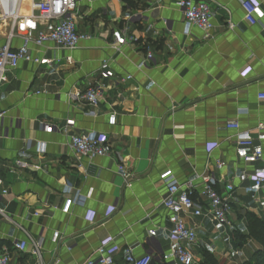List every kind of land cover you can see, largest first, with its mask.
Returning a JSON list of instances; mask_svg holds the SVG:
<instances>
[{
  "label": "crops",
  "instance_id": "obj_1",
  "mask_svg": "<svg viewBox=\"0 0 264 264\" xmlns=\"http://www.w3.org/2000/svg\"><path fill=\"white\" fill-rule=\"evenodd\" d=\"M177 1L78 0V28L91 38L71 51L48 43L34 52L55 59L52 64L22 62L9 74L0 87V175L9 195L0 196V207L14 223L0 218V246L9 247L13 238H43V261L58 264H83L103 243L119 247L114 264H130L129 246L137 257H157L172 243L162 178L171 171L180 183L195 179L193 200L203 214L184 218L198 234L189 247L196 264L205 263L207 255L219 264H241L258 248L247 237V216L262 218L264 191L238 175L259 168L243 155L264 152L259 128L264 123V0L254 11L255 23L246 17L248 0H201L213 10L208 37L186 20ZM30 10L23 5V14ZM12 26L10 18H0V46L19 47L30 30L23 20ZM117 30L127 37L119 49ZM148 51L156 65L147 61ZM104 60L107 69L101 68ZM127 75L132 78L120 81ZM91 86L103 92L96 107L70 97ZM43 88L47 93L37 95ZM66 119L75 120L72 132L106 140L115 153L79 156L68 135L50 129L49 124ZM231 121L240 127L229 128ZM241 132L254 138L252 146L237 145ZM208 173L215 175L219 192L229 181L234 184L233 230L216 223L206 209L197 177ZM66 183L81 188L78 204H68ZM56 230L60 238L54 242ZM30 249H10L12 259L34 262Z\"/></svg>",
  "mask_w": 264,
  "mask_h": 264
},
{
  "label": "built area",
  "instance_id": "obj_2",
  "mask_svg": "<svg viewBox=\"0 0 264 264\" xmlns=\"http://www.w3.org/2000/svg\"><path fill=\"white\" fill-rule=\"evenodd\" d=\"M250 10L247 13V19L255 23L254 11L260 6L259 0H248ZM28 4L30 7L29 14H23V5ZM176 5L182 10L186 20L205 32V36H210V31L213 29V10L208 2L201 0H178ZM77 9L78 0H0V18H10L12 20V28L16 23L25 21L28 29H30L23 38L22 44L17 48H12L9 43L0 46V87L7 82L9 74L15 71L22 62H32L36 65L43 63L52 64L55 59H44L34 50L44 47L51 43L56 49H64L67 51L74 50L78 47L82 40L91 38L88 31H80L77 24ZM38 22L47 25L42 29L38 28ZM232 27L233 24L229 23ZM14 33V32H13ZM113 37L116 42V49L123 46L127 37L124 32L117 30L113 32ZM119 47V48H118ZM68 61L72 59L67 56ZM146 59L148 62L156 65L158 60L152 52H147ZM109 60H104L101 68L109 67ZM131 75H127L120 81L131 79ZM45 88L36 91L37 95L45 94ZM103 96L102 90L97 86L89 87L81 96L71 94L72 99L83 100L88 105L96 107ZM95 112H91L94 114ZM2 113H0V135H1ZM116 122V113L109 116V124L114 125ZM75 125L74 119H66L62 125L49 124L52 131L63 133L69 136L70 146L75 152L82 157L89 159L103 156H111L115 153L113 145L106 140L92 138L85 133H74L72 128ZM229 128H239L240 124L237 121H231L227 124ZM259 128L264 129V123L259 125ZM237 145L252 146L254 138L245 132L237 134ZM37 153H41V142H37ZM243 160L247 163H258L259 168L254 172H242L238 175V179L242 182L249 181L257 190L264 191V152L262 149L254 150L243 155ZM18 164L27 167V163L19 161ZM217 167L223 165L222 162H217ZM119 169L124 172V166L120 165ZM127 176V175H126ZM166 183L167 195L163 201L165 209L168 210V220L170 227L168 229L172 237L170 247L160 253L157 257L153 255H144L142 257L135 256L133 248L130 246L125 249L126 260L130 264H150L151 261H156L160 264H196V258L191 249V245L197 242L198 234L193 226H190L185 221V215H202V208L193 200V193L196 187L195 179L180 183L171 171H167L162 175ZM197 178L201 180L200 192L204 197L206 209L211 217L219 225L225 226L233 230L235 228L232 219L233 215V198L232 193L235 189L232 181H229L223 192L215 189L216 178L214 174L208 173L199 175ZM196 178V179H197ZM0 175V196L7 197L9 189L4 186ZM64 192L71 197L68 199V204H78L81 197V188L66 183ZM37 214V213H36ZM184 215V216H183ZM0 218L7 223H14L13 218L5 209L0 207ZM1 233V229H0ZM60 238V232L52 233V241L57 242ZM11 245L0 246V264H58V260L53 263H45L43 261V238L38 240H27L13 238ZM31 246V254L34 255L35 261L32 263H19L12 259L13 252L23 253L29 250ZM119 250L116 244L103 243L94 249L85 259L83 264H114V253ZM234 254H239L238 250L232 251Z\"/></svg>",
  "mask_w": 264,
  "mask_h": 264
},
{
  "label": "trees",
  "instance_id": "obj_3",
  "mask_svg": "<svg viewBox=\"0 0 264 264\" xmlns=\"http://www.w3.org/2000/svg\"><path fill=\"white\" fill-rule=\"evenodd\" d=\"M247 218L249 234L258 239L259 247L241 264H264V221L252 213H248ZM203 264H219V262L212 255H207Z\"/></svg>",
  "mask_w": 264,
  "mask_h": 264
},
{
  "label": "rangeland",
  "instance_id": "obj_4",
  "mask_svg": "<svg viewBox=\"0 0 264 264\" xmlns=\"http://www.w3.org/2000/svg\"><path fill=\"white\" fill-rule=\"evenodd\" d=\"M256 217H258V215L256 214V213H253ZM259 218V217H258ZM261 220H263L264 221V215L262 214V218H260ZM247 221H248V218H247ZM247 226H248V223H247ZM247 237H251V243L250 244H253L254 246H256V247H259V242H258V239L256 238V237H253V236H251L250 234H249V232H248V235H247ZM244 238H246V237H244ZM253 253V252H252ZM252 253H251V255H252Z\"/></svg>",
  "mask_w": 264,
  "mask_h": 264
},
{
  "label": "water",
  "instance_id": "obj_5",
  "mask_svg": "<svg viewBox=\"0 0 264 264\" xmlns=\"http://www.w3.org/2000/svg\"><path fill=\"white\" fill-rule=\"evenodd\" d=\"M150 264H155V261H151Z\"/></svg>",
  "mask_w": 264,
  "mask_h": 264
}]
</instances>
